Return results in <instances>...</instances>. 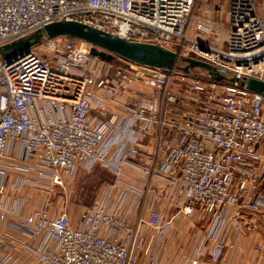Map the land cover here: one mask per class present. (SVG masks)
<instances>
[{"label": "built area", "instance_id": "2783aa9c", "mask_svg": "<svg viewBox=\"0 0 264 264\" xmlns=\"http://www.w3.org/2000/svg\"><path fill=\"white\" fill-rule=\"evenodd\" d=\"M201 1L0 0V46L51 22L75 20L128 41L159 44L235 79L202 83L176 68L116 65L69 37L0 58V221L21 215L27 188L39 194L41 206L12 227L39 238L25 246L44 262L138 264L132 247L142 240L124 202L128 191L145 194L153 180L164 183L163 199L180 214L198 212L204 222L190 264H220L230 235H241L247 214L264 208V97L240 85L264 81L259 0H225L223 41L203 39L211 27L193 23ZM146 135L153 136L155 151L143 164ZM96 166L113 175L112 187L124 189L99 194L73 226L65 196L57 207L55 196L78 172ZM141 204L138 199L135 207ZM168 228L161 226L145 246L148 264L156 263ZM12 260L0 237V264Z\"/></svg>", "mask_w": 264, "mask_h": 264}, {"label": "crops", "instance_id": "0c3cea01", "mask_svg": "<svg viewBox=\"0 0 264 264\" xmlns=\"http://www.w3.org/2000/svg\"><path fill=\"white\" fill-rule=\"evenodd\" d=\"M263 5L264 0H259V13L264 20ZM226 7V4L224 6L220 4H207V0H202L200 4L196 5L193 23L195 21H200L211 27V33L203 39L208 40L217 38L213 35L216 28H221L223 30L221 37L224 39ZM222 13H225L223 21ZM218 24L222 25L218 26ZM142 141L143 145L146 146L142 151L144 156L141 162L145 164L155 151V141L151 135H146ZM127 147L128 145L125 144L126 149ZM111 153H113V150H111ZM105 170L109 172L107 169ZM11 174L13 176L22 175L20 172L13 171ZM123 180L125 183H131L137 188L143 189V185L140 181L131 180L128 177L123 178ZM72 182H68L66 188L69 187ZM163 187V182L153 180L149 188L145 191V194L139 191H128L127 193L124 208L131 213V224L135 231L136 240L139 238L142 240L140 247H132L133 253L138 260V264H148L147 256L144 254V248L155 238L158 229L168 223L169 228L164 242L157 253L155 264H190L189 260L195 255L201 244L204 222L200 220L198 212L192 214L190 216L191 218L187 216L184 217L185 219L181 218L177 208H174L168 201L163 199ZM122 189H124V185L112 187L111 184L109 190H105L101 194L110 193L116 196ZM24 195L25 203L21 215L8 216L6 220L0 221V237L5 238L9 243V248L13 256L12 264H48L44 262L38 254L30 252L25 246L26 244L35 246L39 238L31 237L12 227V223L21 221L27 212L41 206V196L34 193L30 188L26 189ZM66 198L65 196V199ZM138 199H142V204L139 208H136L135 205ZM60 204L61 202H55L54 205L57 207ZM172 208L176 210V227H172L171 222L167 220V218L175 216ZM70 222L75 226L78 220L72 222L70 219ZM260 222L261 217L258 216V214H247V222L243 233L239 236L235 234L230 235L228 243L231 244V247L225 250L220 264H264V227Z\"/></svg>", "mask_w": 264, "mask_h": 264}, {"label": "water", "instance_id": "95a60500", "mask_svg": "<svg viewBox=\"0 0 264 264\" xmlns=\"http://www.w3.org/2000/svg\"><path fill=\"white\" fill-rule=\"evenodd\" d=\"M57 37H69L87 42L91 45L92 55L108 62L119 57L130 63L156 69L176 68L185 74H189L193 69H200L214 81L221 82L226 79L230 82L235 81L233 77H227L221 68L191 57H178L175 52L159 44L128 41L79 21L66 19L51 22L23 38L0 46V58L9 61L17 54L28 52L31 47L45 39ZM240 85L264 97V81L249 78L243 79Z\"/></svg>", "mask_w": 264, "mask_h": 264}, {"label": "rangeland", "instance_id": "374dc122", "mask_svg": "<svg viewBox=\"0 0 264 264\" xmlns=\"http://www.w3.org/2000/svg\"><path fill=\"white\" fill-rule=\"evenodd\" d=\"M207 4H220L224 6L226 4V1L207 0ZM224 14L225 13L221 14L223 15L222 16L223 18L221 17L222 21L224 20L225 17ZM221 25L222 24H218V26ZM215 32L213 33V35L217 37L215 39L223 41V38L221 37L223 30L221 28L220 29L216 28ZM122 60L123 59L116 57L113 59V63H115L116 65H122ZM189 78L198 80L202 83H209L211 81L207 73L201 71L200 69L191 70V72L189 73ZM228 82L229 80L226 79L224 81L219 82V84L221 83L222 85ZM113 180H114L113 175L101 167H96L90 172L80 171L74 178L72 184L69 185V187H67L65 190H58L55 196V202L58 203L61 201V197H59L60 195L66 196L67 209L70 215V219L72 222H75L79 219L80 213L84 210L86 206L90 205L99 194H101L105 190L107 191L109 190ZM172 210H174L175 216L171 218H167V220L171 222L172 227H176V210L174 208H172ZM180 215L181 218L185 219L184 217L186 215L183 214ZM258 216L261 217L260 223L264 227V208L261 210ZM187 217L189 218L190 216Z\"/></svg>", "mask_w": 264, "mask_h": 264}]
</instances>
